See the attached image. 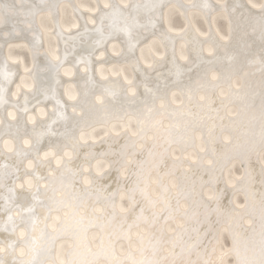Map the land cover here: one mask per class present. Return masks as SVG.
I'll use <instances>...</instances> for the list:
<instances>
[{
    "label": "bare ground",
    "instance_id": "bare-ground-1",
    "mask_svg": "<svg viewBox=\"0 0 264 264\" xmlns=\"http://www.w3.org/2000/svg\"><path fill=\"white\" fill-rule=\"evenodd\" d=\"M13 2L21 14L0 24V68L7 62L12 74L6 102L0 103V248L6 249L0 260L96 259L101 232L74 223L66 203L72 187L84 196L89 217L103 213L97 222L106 235L120 239L115 255L101 264L126 259L124 237L135 215L125 223L120 210L129 208L128 189L138 177L154 197L163 195L170 212L167 222L159 219L154 226L136 221L139 227L130 232L135 259L171 260L181 248L186 260L200 264L209 258L237 264V252L243 256L246 249L258 259L264 222V0ZM106 4L139 5L129 10L138 22L130 35H109ZM32 5L42 6L38 15H29ZM51 154L61 163L70 157L72 171L83 166L102 178L85 194L88 185H73L65 178L68 169L63 176L57 172L56 160L48 163ZM37 177L45 178L41 189L48 186L38 197ZM118 189L113 218V201L106 198ZM49 207L52 219H46ZM138 234L145 236L143 254L136 251ZM12 242L19 246L9 247Z\"/></svg>",
    "mask_w": 264,
    "mask_h": 264
},
{
    "label": "snow or ice",
    "instance_id": "snow-or-ice-1",
    "mask_svg": "<svg viewBox=\"0 0 264 264\" xmlns=\"http://www.w3.org/2000/svg\"><path fill=\"white\" fill-rule=\"evenodd\" d=\"M31 8H34V12H30L29 15H38L39 12L42 10L41 5H32ZM139 5L134 4H127V5H121V4H106L103 6V8L106 10L105 15L109 19V35L112 37H116L121 32H126L129 35L131 34V29L138 23L135 19V17L132 16L130 9L138 8ZM205 9L211 8V5L208 3H205L203 5ZM261 11L264 12V7L261 8ZM21 14L19 12V6L13 2V0H0V24L7 23V21L10 18H13L17 15ZM261 30L264 32V17H261ZM59 59V58H57ZM11 73L8 71L7 62L4 63L3 68H0V77H2V81H0V103H5V93L7 92L6 85L10 83L11 81ZM73 112H75V108L72 109ZM61 117H63V112H61ZM264 119V117H262ZM55 122V121H53ZM262 139H261V148L264 149V130H262L261 133ZM27 143V141L25 142ZM49 153H45V158L49 157ZM95 159V157H93ZM52 160H56L55 154H51V159L48 160V163L51 164ZM71 162V158L67 157L63 163H61L60 160H56L57 164V172H60L61 175H64L63 170L68 169V164ZM86 162L91 166L92 161L87 160ZM29 167H32L31 164H29ZM102 167L97 164V168ZM33 172H35V169H33ZM87 176H92L93 181H88L86 179ZM79 177L80 179L77 180L76 178ZM66 179H70L72 184L80 183L83 187L84 185H88V187L84 188L85 194H87L88 189L90 187H93L102 177L100 174H98V171L96 170H86L83 166H80V169L78 172L72 171L71 169H68V176L65 177ZM37 183L35 186V192L37 194V197L41 192H46L48 189V186L45 185L44 189L40 188V181L42 179H45L44 177H37ZM143 181L138 177L136 182L134 183V186L128 189L127 193V203L129 204V208L124 209L121 208V214L124 217L125 223L128 218L133 217L135 215V220L133 221V224H128L127 227L129 229V235H127L126 238L129 243V254L127 255L126 259L124 260H116L111 262V264H200V262H193L190 259H185V249L181 248L180 253L177 255L175 252L171 253L172 259L169 260L167 257L164 260L159 259H143V260H137L135 259V253L131 251V244H132V236L130 235L131 229L133 227H139V224L136 223V221H144L146 223H151L153 226L158 222L159 219L164 220L167 222L168 216L167 214L170 212V206L167 205V203L164 201L163 195L160 197H154L149 190L148 187H141V184ZM31 187V185H29ZM103 191H108V189H101ZM9 191H13L12 189H9ZM119 189L117 192L112 193L111 196L107 197L106 199L113 201V218H115V204L114 201L116 197L119 195ZM97 200L99 202V197H97ZM74 201V203H73ZM8 199L5 198V204L7 205ZM39 203L43 204L44 201H39ZM68 207L73 209L72 216L74 219V223L80 228L82 231H97L99 230L101 232V235L97 237V243L100 246V253L96 256V259L91 262V264H101L102 261L109 259V254L115 255V245L120 242V239H113V236L111 234H105L104 227L105 225L101 222L103 219L104 214H95L96 219L93 220L91 217H89L87 210L85 208L84 204V196L77 195L76 189L72 187L71 193H69V198L66 201ZM163 203L165 206L162 208L157 209V205ZM85 209L83 213L81 214L80 210ZM58 211H63V208L57 209ZM5 211H10V209H5ZM29 212H32L33 209H28ZM52 208L49 207V216L46 219H52L51 216ZM150 213V219L149 217L145 216V213ZM67 215V214H65ZM9 221L12 220V216L9 215L8 217ZM65 223L64 218H60L59 224L63 225ZM7 230V229H5ZM14 230V229H13ZM57 229L54 228L53 232H56ZM137 242L141 244V247L138 248L136 251L143 254L144 252L148 251V248L143 246L145 236L142 234H138ZM21 244L24 243V240L19 241ZM19 245L16 242H12V244L9 245V247H12L15 249ZM199 247V241L196 245L193 246V248L190 251H195V249ZM5 248H0V252H5ZM207 251V250H206ZM153 255H155V249H152ZM248 250H245V254L243 256L240 255L239 252H237V264H264V222H262L261 225V243H260V251H259V258H256V253L252 252L251 255H248ZM21 255L23 256L24 253L21 252ZM0 264H4L3 260H0ZM23 264V262H22ZM32 264H35V262H32ZM70 264H75V262H70ZM202 264H215L213 260L210 258L207 261H203Z\"/></svg>",
    "mask_w": 264,
    "mask_h": 264
},
{
    "label": "rangeland",
    "instance_id": "rangeland-1",
    "mask_svg": "<svg viewBox=\"0 0 264 264\" xmlns=\"http://www.w3.org/2000/svg\"><path fill=\"white\" fill-rule=\"evenodd\" d=\"M176 17V18H175ZM175 18V19H174ZM174 21H175V24H181V19L178 17V16H174L173 17ZM179 21V22H178ZM223 25V23H221ZM225 241L227 242V238H225Z\"/></svg>",
    "mask_w": 264,
    "mask_h": 264
}]
</instances>
